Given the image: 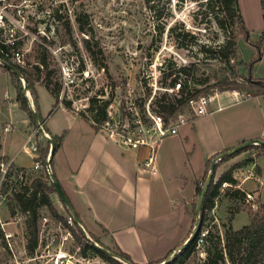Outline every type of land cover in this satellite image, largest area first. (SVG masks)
<instances>
[{
  "label": "rangeland",
  "instance_id": "obj_1",
  "mask_svg": "<svg viewBox=\"0 0 264 264\" xmlns=\"http://www.w3.org/2000/svg\"><path fill=\"white\" fill-rule=\"evenodd\" d=\"M238 6L249 37L238 25L231 26L227 16L209 0H6L0 4V9L7 7L4 9L5 13L12 20L18 19L19 9L24 10L29 36L19 48L24 52L28 75L36 76L35 66L42 56L41 46L44 35L38 34L37 28L45 31L52 38L53 41L48 44L49 46L53 48L67 46L69 52L79 56L89 55L97 67L106 68L105 75L97 83L88 84L78 93L79 99L106 95L107 89L109 95L107 94L106 100H110V87L121 92L128 88V84L136 94L143 93L142 83L144 84L153 63H164L166 71L164 77L167 79L168 75L181 74L182 79L186 77L187 80L195 83L196 86L192 84L191 90L194 87L196 89L209 87L208 91L204 92L205 96L218 94L214 104L215 109L219 107L221 109L216 110L212 116L197 118L192 122L198 133L180 140L184 128L182 127L180 134L170 136L163 141L159 151L157 167L161 179L151 178L154 190L159 192L162 183L166 189L163 193H158V207L153 206V215L161 210L160 207L162 208L164 216L161 217V223L155 233L158 237L156 240H162L164 243L167 238L176 236L175 233L177 230L179 232L181 225L182 234L184 231L185 235L191 232L190 237L197 223L196 209L199 195L195 194L192 205L188 206L187 215L183 213L186 208L185 202L177 204L172 202L180 197V194L186 195L191 192L194 184L196 187L204 188L212 180L217 182L221 175L233 166L226 165L230 159L220 161L211 175L207 166L209 160L202 159V153H206L207 145L212 147L214 143L215 134L211 119L221 127H231L222 131L226 140H239L248 135L246 140H241L243 141L241 144L252 140L264 141V96H254L244 90V87L250 86L247 83L249 80L264 81V0H238ZM55 14L60 15L61 18L58 19ZM78 16L89 22L84 33L79 31L76 21ZM66 21L70 22L71 32L67 31ZM219 21L226 28H222ZM230 31L234 32L237 41L236 57L230 63L224 62L219 54H215L216 52H205V49L216 51L220 46H225L231 37ZM6 39L5 32H1L0 42ZM85 41L91 43L95 55L87 50ZM184 60H188L187 65L182 64ZM48 62L49 70L53 71L52 80L55 87L58 82L59 64L49 52ZM184 68H189L190 71L185 72ZM42 70L44 72V69ZM42 76H45V72ZM25 79L27 80L26 77ZM30 82L32 83L31 79ZM22 83L23 86L28 87V82L22 80ZM33 84L35 87L42 86L38 91L36 89L40 99L38 119L41 124L45 121L46 132L53 136L61 135L55 129L58 128L65 134L71 122H75L76 127L91 128L88 120L72 114L66 108L59 107L54 96L41 83ZM235 92L239 93L242 101L237 102L239 99L233 94ZM16 93L17 89L10 72L0 65V107L6 109L3 123L11 121L7 108L11 100L16 98ZM7 96H10L11 100L7 99ZM28 99L30 110L33 108L36 111L30 94ZM83 104L87 105V102L83 101ZM184 109L186 110L185 106ZM27 115L32 129L37 131L38 128L28 112ZM38 134L44 135L39 131ZM43 139L46 141L45 137ZM38 144L40 147L47 145L43 142ZM15 145L13 142L10 148L13 150ZM224 152L211 156V161ZM259 153L261 154L259 150L252 148L240 153L244 158L241 163L248 159H252L253 162L235 170L237 186L228 183L222 185L214 208L206 212L202 219L200 217L201 229L209 231L205 243L201 246L196 244L195 251L190 256L182 258L181 263L178 264H204L213 246L208 239L211 233L215 236L212 242L218 241L224 246L225 232L228 229L241 230L250 225L254 218L264 217V155ZM61 158L62 153H55L53 165L59 163ZM24 162L27 160L21 156L18 163ZM30 172H32V180L43 177L48 183L51 182L46 168H33ZM16 181L17 179H12L11 195ZM177 187L182 191H177ZM229 190H241L245 192V197L233 199L228 194ZM11 195L4 205L2 218L4 221L14 222L8 226V229L16 233L17 249L22 254L20 257L25 260L26 256L22 252L28 240L26 218L21 214H11ZM248 195L253 199H249ZM51 197L53 199V195ZM238 209L239 213L236 212ZM62 214L64 218H69L66 210ZM43 218L48 219L47 223ZM173 222L178 223L175 230H173ZM38 226L40 231L39 246L36 251L38 259L27 264H110L93 252L83 255L73 235L60 221L54 220L45 209L42 210ZM86 233L85 236L94 242L97 240L99 246L108 247L111 252H118V248L112 244L106 245L96 236ZM147 245L151 249L149 242ZM5 260L6 256L2 255L0 263ZM223 264L230 262L226 259Z\"/></svg>",
  "mask_w": 264,
  "mask_h": 264
},
{
  "label": "crops",
  "instance_id": "obj_2",
  "mask_svg": "<svg viewBox=\"0 0 264 264\" xmlns=\"http://www.w3.org/2000/svg\"><path fill=\"white\" fill-rule=\"evenodd\" d=\"M40 87L42 86L36 87L37 91ZM28 94L32 97L30 91ZM7 99H10V96H7ZM237 99L242 101L239 97ZM11 101L7 108L11 118L9 123H3L2 119L6 109L0 107V157L4 162L31 171L37 159L35 155L27 154L23 150L27 138L30 135H35L36 141L47 143L46 146L42 147H50V151L51 145L44 135L36 134V131L32 129L27 111L17 102V93L16 98ZM39 101L40 99H38V105ZM214 103L209 108V114L204 117L212 116L216 110L221 109L220 107L215 109ZM211 120L213 121L215 137L212 147L207 145L206 153H202V159L206 161H211V156L214 154L232 150L243 142L241 140L248 138V135H245L242 137L243 139L226 140L222 131L229 130L231 127H221L219 123L218 125L214 123L215 120ZM44 123H42L43 129H45ZM35 125L37 126L36 122ZM193 125L191 123L184 126L180 140L198 133ZM90 126L91 128L87 126L84 128L82 126L76 127L75 122H71L65 134L62 130L55 128L61 135L64 134L61 137V146L56 151V154L62 153V160L53 165V157L51 164L53 174L77 212L83 228L106 245L112 244L119 248L136 264H158L164 259H168L175 250L188 240L190 232L188 235H185V231L182 234L181 225L179 232L177 230L175 233L176 236L167 238L165 243L162 240H156L158 237H156L155 232L158 231L164 213L160 207L161 210L153 215V206L158 207V193H163L166 188L162 183L159 192L154 190L151 177L161 179L160 172L157 176H153L142 168V161L146 156L144 150H126L111 142L105 134L99 132L92 124ZM45 133L50 138L57 135L58 137L61 136L60 134L53 136L46 131ZM13 142L16 145L12 150L10 146L13 145ZM206 143L208 144V142ZM7 145L9 146L7 147ZM21 156H24L27 162L18 163ZM242 159H244L242 154H239L227 161L226 165L234 166ZM176 190L182 191L180 187H177ZM195 194L196 185L194 184L191 192L186 195L180 194V197H177L172 203L185 202L186 208H184L183 213L187 215L188 206L192 205ZM53 200L58 211L61 214L62 212L65 213L66 209L64 210L65 207L63 208V204L56 193L55 196L53 194ZM179 216H181V210H179ZM172 226L175 230L178 223L173 222ZM147 241L150 243L151 249H149Z\"/></svg>",
  "mask_w": 264,
  "mask_h": 264
},
{
  "label": "built area",
  "instance_id": "obj_3",
  "mask_svg": "<svg viewBox=\"0 0 264 264\" xmlns=\"http://www.w3.org/2000/svg\"><path fill=\"white\" fill-rule=\"evenodd\" d=\"M5 1L0 0V4ZM4 9H0V30L5 32L7 39L1 43L9 46L11 50L0 57V63L11 61L21 69L27 70L28 65L25 61L24 52L19 48L29 36L28 28L25 25L24 10L19 9L17 11L18 19L12 20ZM37 33L44 35L42 47L52 53L59 64L60 92L57 105L63 108L66 103H70V112L79 116H86L93 127L105 134L114 144L126 150H144L146 156L142 161V168L153 176L159 174L157 160L163 141L170 136L180 134V129L190 125L195 119L208 115L210 106L216 100L217 95H204L187 100L189 93L192 92L191 81L187 80L186 77L182 79L181 74L168 75L167 79L164 77L166 72L164 63L151 64L150 73L146 75L144 84L142 83L143 93L136 94L128 84V88L121 92L110 87V100H106L109 95L107 89L106 95H99L92 99L89 97L79 99L78 93L88 84L97 83L105 75L106 68L104 66L97 67L89 55L79 56V54L69 52L67 46L55 48L49 46L48 44L53 41L52 38L38 28ZM35 39L36 37L33 38V40ZM182 64L187 65L188 60H184ZM168 80L169 82H167ZM233 94L239 97L238 92ZM178 100L186 101V110L182 107L181 111L167 119L160 112L162 105L169 103L177 105ZM83 101H86L87 105H84ZM94 104L105 109L103 119L99 120L98 110L92 111ZM38 131L39 129L35 133L38 134ZM23 150L27 154L36 156L37 160H35L33 168H46L50 175L52 166L48 162L49 158L46 163L38 160L39 146L35 135H30L27 138ZM10 167L11 163L4 161L0 163V258L2 255L6 256V260L0 264H27L38 259L36 252L34 255H30L24 246L22 253L26 259H22L20 257L22 254L17 249L16 233L12 229H8V226L14 222L4 221L2 218L4 205L11 195L12 191L10 190L13 186V178L9 177ZM248 198L253 199L251 195H248ZM43 220L45 223L48 221L47 218H43ZM68 224L73 226V218L70 216ZM65 228L67 229L66 226ZM69 233L72 234L70 231ZM208 233V230L200 229L196 239L198 246L205 243Z\"/></svg>",
  "mask_w": 264,
  "mask_h": 264
},
{
  "label": "trees",
  "instance_id": "obj_4",
  "mask_svg": "<svg viewBox=\"0 0 264 264\" xmlns=\"http://www.w3.org/2000/svg\"><path fill=\"white\" fill-rule=\"evenodd\" d=\"M211 3L215 4L218 9L227 16V19L230 21V25L235 27L238 25L241 29L246 31L247 36L249 37V33L246 30L244 19L239 12L238 9V0H209ZM56 15V14H55ZM58 19L61 18L60 15H56ZM79 31L84 33L87 31V26L89 22L84 20L81 16L76 18ZM222 28H226V26L220 22ZM67 27V31L71 32L72 27L69 21L65 23ZM0 30V35H1ZM231 37L229 38L227 44L225 46H220L216 51H211L205 49V52H216L215 54H219L221 59L224 62L230 63L236 57V35L234 32L230 31ZM86 42V48L92 55H95V52L92 51V46L89 41ZM42 56L39 60V63L35 66L36 76H32V74H27L26 70L21 69L18 65L14 64L11 61H8L10 64L14 65L18 68L22 74L27 78L28 82V90L31 92V95L34 100L35 112L38 114L39 105H38V95L36 92V87L33 83H41L56 99H58L60 86L59 82H56L55 87L53 86L54 82L52 80L53 71L49 70V62H48V51L46 48L42 47ZM11 48L4 43L0 42V57L4 55V53L10 52ZM100 52V51H99ZM1 65V64H0ZM2 66V65H1ZM3 67V66H2ZM6 69V68H5ZM44 69L45 76H42ZM185 72L190 71L189 68H184ZM10 72V71H9ZM12 76V80L17 89V102L20 103L21 107L28 112L31 119L34 121V116L32 110L29 108V101L25 96V88L23 86L22 80L13 72H10ZM30 79L32 83L30 82ZM192 83V82H191ZM249 87H244V90L249 91L254 96H264V81L261 82H253L248 81ZM195 85V83H192ZM196 86V85H195ZM209 87L203 89L193 88L192 92L189 93V98H196L201 95H206L204 92H207ZM252 95V96H253ZM186 101L178 100L177 105L175 103H169L166 105H162L160 112L168 119L174 116L178 111L182 110ZM181 107V108H179ZM65 108L69 111L71 110L70 103L65 104ZM98 110V118L99 120L103 119L105 116V109L99 105H93L92 111ZM84 119L88 120L86 116L81 115ZM89 121V120H88ZM56 144V150L61 146V137L52 138ZM1 141V139H0ZM252 149L259 150L261 154L264 155V146H252ZM249 149V148H248ZM0 150H1V142H0ZM246 151V150H244ZM242 151V152H244ZM50 147L39 148L40 158L39 160L43 163H46L49 158ZM241 152L226 157L221 161L229 160ZM55 155V154H54ZM54 157V156H53ZM2 158L0 157V163ZM253 162L252 159H248L246 162H240L235 164L228 171L223 173L217 182H212L209 185L207 193L204 197L203 208L201 214L199 215L201 219L205 216L206 212L212 210L214 208L215 200L219 198V192L223 184L228 183L233 186H237V180L234 177V172L236 169L243 167L249 163ZM52 164V161H51ZM212 161L207 163L209 169L211 167ZM11 170L9 177L17 179L16 186L13 190V194L11 195L10 202V211L12 215L21 214L26 218V238L27 246L26 249L30 255H34L36 249L39 246V226L38 222L41 217L42 210H47L50 216L54 220H58L62 222L67 229L72 233L74 239L79 243V247L83 255H88V252H93L96 255H99L104 261L110 264H136L131 258L121 251L119 248L118 252H112L113 256H109L98 250L85 236V233L82 231L80 226L73 219V226L68 224V218H64L56 209L52 195L56 193L55 186L52 182L48 183L43 177H36L32 180V172L27 171L26 169L18 168L11 164ZM217 169V168H216ZM53 172V171H52ZM20 178V180H18ZM22 179V180H21ZM31 182V183H29ZM204 188L196 187V194L201 195ZM229 196L233 199H243L245 197V192L241 190H229ZM199 199V198H198ZM65 207V206H64ZM70 217L71 214L69 210L65 207ZM240 209V208H239ZM236 212L239 213L240 210ZM197 210V209H196ZM73 218V217H72ZM191 233V232H190ZM89 234V233H88ZM87 235V234H86ZM92 236L91 234H89ZM214 234H210L208 239L211 241V245L213 244L210 253L208 254V258L204 262V264H223L226 259L229 260L230 264H264V217L262 218H254L250 225L245 226L241 230L233 231V229H228L225 232V244L221 246L218 241L212 242L215 236ZM219 239V238H218ZM220 241V239H219ZM96 243H99L95 240ZM105 247V246H103ZM107 250H110L108 247H105ZM180 248V247H179ZM196 249V240L192 242L186 249L181 251L169 264H178L182 258H186L190 256ZM167 259H164L158 264L163 263ZM181 263V262H180Z\"/></svg>",
  "mask_w": 264,
  "mask_h": 264
},
{
  "label": "water",
  "instance_id": "obj_5",
  "mask_svg": "<svg viewBox=\"0 0 264 264\" xmlns=\"http://www.w3.org/2000/svg\"><path fill=\"white\" fill-rule=\"evenodd\" d=\"M4 68H6L8 71L10 72H13L14 74H16L21 80H23L25 83H27V80L25 79L24 75L22 74V72L16 68L14 65L8 63V62H1L0 63ZM25 88V96L26 98L28 99L29 97V94H28V87L27 85L24 86ZM32 107V106H31ZM32 112H33V116H34V120L37 124V127L39 129L40 132H42L44 134V136L48 139L50 145H51V152H50V157H49V164H51V161L53 159V156L55 154V150H56V144H55V141L50 138L44 131L43 129V125L40 123L39 119H38V115L37 113L33 110L32 108ZM252 146H264V141L262 140H252V141H248V142H244L238 146H236L235 148H233L232 150H228L222 154H220L219 156H217L213 161H212V164H211V167H210V172H211V175H212V172H214L215 170V167L217 165V163H219L221 160H223L224 158L226 157H230V156H233L239 152H242ZM50 179H51V182L54 184L55 186V189H56V194L58 195L59 199L61 200L63 206H65L71 216L73 217L74 221L80 226V228L82 229V231L86 233L85 229L83 228L82 224H81V220L77 214V212L75 211L73 205L71 204L70 200L68 199L67 195L65 194L63 188L61 187L59 181L57 180L56 176L53 174V172L50 173ZM209 185L210 183L208 182L201 195L199 196V199H198V203H197V210H196V213H197V223H196V226H195V230L193 231L192 235L189 237V239L177 250H175L173 252V254L166 260L164 261L163 263L161 264H169L181 251H183L184 249H186L192 242H194L196 239H197V235L201 229V222H200V213L202 211V208H203V201H204V197L207 193V190L209 188ZM91 243L98 249L100 250L101 252H103L104 254L106 255H109V256H113L112 252L107 250L106 248L102 247V246H99L96 242H94L93 240H91Z\"/></svg>",
  "mask_w": 264,
  "mask_h": 264
}]
</instances>
